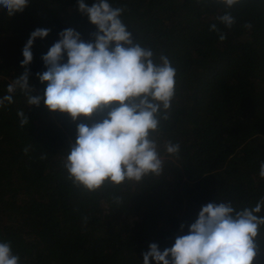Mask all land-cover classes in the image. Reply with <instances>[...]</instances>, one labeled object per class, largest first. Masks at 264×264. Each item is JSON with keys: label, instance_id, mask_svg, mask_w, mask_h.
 Returning a JSON list of instances; mask_svg holds the SVG:
<instances>
[{"label": "trees", "instance_id": "1", "mask_svg": "<svg viewBox=\"0 0 264 264\" xmlns=\"http://www.w3.org/2000/svg\"><path fill=\"white\" fill-rule=\"evenodd\" d=\"M109 3L124 9L121 19L134 40L151 48L157 62L167 56L177 72L169 119L153 134L164 170L95 191L73 183L63 160L77 125L100 122L106 113L74 122L43 101L29 106L17 90L14 102L0 108V242L11 243L20 264H143L150 244L172 247L208 203L230 201L241 210L264 197V0H241L231 9L217 0ZM226 11L236 19L231 29L217 20ZM212 24L227 34L225 41L210 31ZM38 28L50 34L32 48L33 96L44 95L47 85L37 73L47 71L42 57L59 34L74 29L94 42L98 31L78 0H29L12 17L0 10V97L25 71L22 50ZM18 111L28 125L20 126ZM168 141L180 144L179 156L164 151ZM255 243L254 264H264V226Z\"/></svg>", "mask_w": 264, "mask_h": 264}, {"label": "clouds", "instance_id": "2", "mask_svg": "<svg viewBox=\"0 0 264 264\" xmlns=\"http://www.w3.org/2000/svg\"><path fill=\"white\" fill-rule=\"evenodd\" d=\"M217 2L231 9L241 0ZM28 6L29 0H0V10L8 17ZM78 9L98 29L93 33L94 42H85L74 29L62 31L59 41L42 57L47 71L37 73L38 80L47 85L44 95L33 96L28 70L32 48L37 39L50 34L49 29L34 30L22 50L25 71L7 86L0 108L14 102V94L20 90L29 106L43 101L50 111L68 114L74 122L106 113L100 122L77 125L76 140L69 142L63 160L68 179L90 191L106 182L121 185L139 183L147 175L160 176L165 160L153 134L158 132L161 119H169L176 69L167 56L161 54L157 62L151 48L134 40L122 22L123 8L113 7L109 0H96L92 6L78 0ZM217 20L228 29L236 23L230 11ZM245 27L251 29L252 25ZM210 31L218 32L221 42L227 39L216 24ZM18 116L21 127L29 124L24 111H18ZM163 148L168 155L179 156V143L168 141ZM259 175L264 178V162ZM262 209L264 197L241 210L230 201L208 203L188 234L178 236L172 247L161 251L156 243L150 244L143 253V264L153 260L155 264H254L259 253L255 238L264 226V215H258ZM20 260L10 242H0V264H20Z\"/></svg>", "mask_w": 264, "mask_h": 264}]
</instances>
